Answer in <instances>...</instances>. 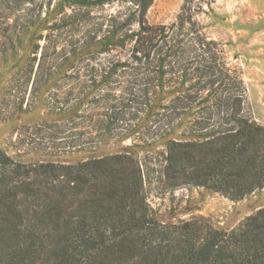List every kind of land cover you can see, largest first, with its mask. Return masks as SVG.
<instances>
[{
  "label": "rangeland",
  "instance_id": "obj_1",
  "mask_svg": "<svg viewBox=\"0 0 264 264\" xmlns=\"http://www.w3.org/2000/svg\"><path fill=\"white\" fill-rule=\"evenodd\" d=\"M184 1L152 0L147 23L179 24L183 12L186 39L199 33L219 45L211 53L186 49L160 77L154 64L133 61L131 43L99 44L128 13L127 0H0V148L22 162L131 151L145 173L148 203L164 222L202 215L230 229L263 207L264 186L234 201L201 187L163 185L165 141L185 138L189 118L162 107L175 97H205L211 88L196 94L187 87L199 78L201 85L211 70L214 85L229 89L210 98L241 94L243 113L264 125V0Z\"/></svg>",
  "mask_w": 264,
  "mask_h": 264
},
{
  "label": "trees",
  "instance_id": "obj_2",
  "mask_svg": "<svg viewBox=\"0 0 264 264\" xmlns=\"http://www.w3.org/2000/svg\"><path fill=\"white\" fill-rule=\"evenodd\" d=\"M127 1L128 13L99 44L131 43L133 61L154 64L160 77L186 49L211 53L219 45L199 33L186 39L183 12L179 24L152 26L145 19L152 0ZM211 71L201 85L199 78L187 87L196 94L211 88L205 97H175L162 107L189 118L185 138L165 141L163 185L240 200L264 186V125L243 113L241 94L210 98L228 88L215 86ZM0 264H264V206L230 229L202 215L164 222L148 203L145 173L131 151L73 163L22 162L0 148Z\"/></svg>",
  "mask_w": 264,
  "mask_h": 264
}]
</instances>
